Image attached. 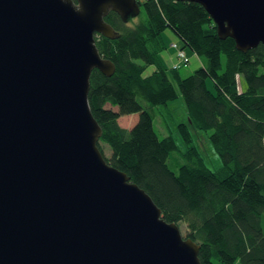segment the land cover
<instances>
[{
    "label": "water",
    "instance_id": "water-1",
    "mask_svg": "<svg viewBox=\"0 0 264 264\" xmlns=\"http://www.w3.org/2000/svg\"><path fill=\"white\" fill-rule=\"evenodd\" d=\"M199 4L239 52L264 44V0ZM137 0H0V264H200V245L98 148L90 77L114 64L95 37L118 38Z\"/></svg>",
    "mask_w": 264,
    "mask_h": 264
},
{
    "label": "trees",
    "instance_id": "trees-1",
    "mask_svg": "<svg viewBox=\"0 0 264 264\" xmlns=\"http://www.w3.org/2000/svg\"><path fill=\"white\" fill-rule=\"evenodd\" d=\"M137 2L141 17L135 23L125 24L113 11L104 18L118 38L95 37L101 57L115 66L110 77L98 70L90 77L88 104L102 129L98 148L167 223L186 225V238L200 245V264H264V44L237 51L232 39L217 37L196 3ZM167 29L203 61L187 78L167 70L160 58ZM149 66L155 71L144 75ZM231 72L243 78L244 89H237ZM179 96L186 119L177 129L186 149L174 172L168 161L178 152L176 142L158 137L150 110ZM132 115L131 127L125 126L123 118ZM192 131L209 134L220 161L215 171L193 145ZM100 142L110 148L109 158Z\"/></svg>",
    "mask_w": 264,
    "mask_h": 264
},
{
    "label": "rangeland",
    "instance_id": "rangeland-1",
    "mask_svg": "<svg viewBox=\"0 0 264 264\" xmlns=\"http://www.w3.org/2000/svg\"><path fill=\"white\" fill-rule=\"evenodd\" d=\"M141 15H139L129 20L132 23L137 22L140 19ZM163 42L166 45V49L162 51L159 55L163 62L164 67L171 71L172 65L177 62V57L175 50L172 49L174 47V44H177L179 48H181L180 40L172 33L171 30L167 29L163 36H162ZM184 53L187 57L188 63L186 65H183L179 70H176L181 78H187L190 75H192L195 71L202 68L203 61L195 54L193 53L189 48H184ZM153 71H155V66H149L144 73V75H149ZM171 74V73H169ZM232 76L235 78L237 83V89L242 90L244 89V80L241 76L233 74L231 72ZM207 83L211 85V81L208 80ZM109 107V106H107ZM153 115V125L154 130L159 138H164L167 136H172L176 142L178 152H173L168 161L169 168L177 172V169L180 165H182V158L181 153L185 151L186 147L181 140L179 134H178V123L184 122L186 119V111H185V105L184 101L181 96L178 97L177 100L174 102H171L168 104L167 107H156L150 110ZM137 117V115H132L128 117L123 118V124L127 127H131V123L134 121V119ZM209 134L203 133V132H194L192 131V138H193V145L199 149L201 155L204 158V161L206 165L211 169L212 171H215L220 167V161L218 157L214 154L211 144L209 141ZM100 147L103 150V153L105 157L109 158L111 156V150L110 148L105 145L104 143L100 142ZM180 228V232L183 237H186L188 234L187 227L184 223L180 222L178 224Z\"/></svg>",
    "mask_w": 264,
    "mask_h": 264
},
{
    "label": "built area",
    "instance_id": "built-area-1",
    "mask_svg": "<svg viewBox=\"0 0 264 264\" xmlns=\"http://www.w3.org/2000/svg\"><path fill=\"white\" fill-rule=\"evenodd\" d=\"M172 49L175 50L177 62L172 65L171 69L179 70L183 65H186L188 63L187 57L184 53V50L179 48L177 44H174V47H172Z\"/></svg>",
    "mask_w": 264,
    "mask_h": 264
}]
</instances>
